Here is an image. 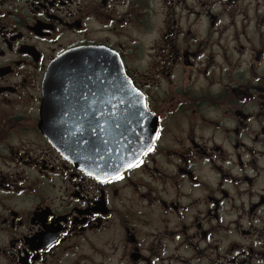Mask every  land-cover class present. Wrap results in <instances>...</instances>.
Listing matches in <instances>:
<instances>
[{"label": "flooded vegetation", "instance_id": "1", "mask_svg": "<svg viewBox=\"0 0 264 264\" xmlns=\"http://www.w3.org/2000/svg\"><path fill=\"white\" fill-rule=\"evenodd\" d=\"M86 47L124 74L73 79L70 150L44 84ZM143 107L140 166L90 165ZM0 264H264V0H0Z\"/></svg>", "mask_w": 264, "mask_h": 264}, {"label": "water", "instance_id": "2", "mask_svg": "<svg viewBox=\"0 0 264 264\" xmlns=\"http://www.w3.org/2000/svg\"><path fill=\"white\" fill-rule=\"evenodd\" d=\"M105 69L112 83L123 76V66L116 54L104 48H77L64 53L50 68L44 84L43 117L49 127L50 137L60 146L76 148L81 140L72 136L70 110L72 104L73 79L75 77H97L98 74L79 73L82 69ZM119 83V81H117ZM110 143L105 147L95 145L87 152L89 164L110 173L121 172L128 163L139 160L156 135V122L143 107L132 120L112 118Z\"/></svg>", "mask_w": 264, "mask_h": 264}, {"label": "snow or ice", "instance_id": "3", "mask_svg": "<svg viewBox=\"0 0 264 264\" xmlns=\"http://www.w3.org/2000/svg\"><path fill=\"white\" fill-rule=\"evenodd\" d=\"M158 136H159V133H157V138H158ZM152 150H153L152 147H148L144 154L146 155L147 152H151ZM141 163H142V161L134 160V161L128 163L127 168L128 169H132V168H135V167H139ZM96 179L98 180L99 183L110 182V181H106L104 179H101L100 177H96ZM116 179H123V177L121 175H119V172H117Z\"/></svg>", "mask_w": 264, "mask_h": 264}]
</instances>
